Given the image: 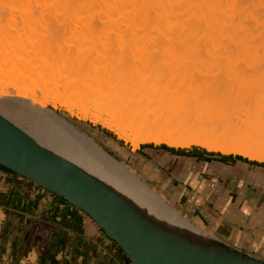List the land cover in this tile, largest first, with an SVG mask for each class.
<instances>
[{"label":"bare ground","instance_id":"bare-ground-1","mask_svg":"<svg viewBox=\"0 0 264 264\" xmlns=\"http://www.w3.org/2000/svg\"><path fill=\"white\" fill-rule=\"evenodd\" d=\"M50 96L133 149L197 146L264 162V0H0V115L153 223L213 247L95 142L43 111Z\"/></svg>","mask_w":264,"mask_h":264},{"label":"crops","instance_id":"crops-1","mask_svg":"<svg viewBox=\"0 0 264 264\" xmlns=\"http://www.w3.org/2000/svg\"><path fill=\"white\" fill-rule=\"evenodd\" d=\"M193 228L264 262V163L89 136ZM0 264H131L87 215L0 167Z\"/></svg>","mask_w":264,"mask_h":264},{"label":"water","instance_id":"water-1","mask_svg":"<svg viewBox=\"0 0 264 264\" xmlns=\"http://www.w3.org/2000/svg\"><path fill=\"white\" fill-rule=\"evenodd\" d=\"M0 167L87 215L131 264H264L205 233L213 239V247L194 243L153 223L115 191L41 146L2 115Z\"/></svg>","mask_w":264,"mask_h":264},{"label":"rangeland","instance_id":"rangeland-1","mask_svg":"<svg viewBox=\"0 0 264 264\" xmlns=\"http://www.w3.org/2000/svg\"><path fill=\"white\" fill-rule=\"evenodd\" d=\"M49 83H51V82H48L47 83L48 87H49ZM55 86L56 85H53L51 87V90L52 91L50 89H48L51 92H55L56 94H58L57 97H56V95H54V96L52 95L53 96L52 99H54L55 97L58 98L60 96V94H63L64 93V90L63 89H61L60 91L56 92L58 89L56 90ZM219 89H223V88H219ZM52 99H51V96H50V100H49L50 102H48V104L45 107H43V111H48V112H50V113H52V114L60 117L66 123H68L70 126H72V127L74 126L73 128L75 130L78 129L77 130L78 132L84 134L89 139H91L89 137L90 135L91 136H93V135L95 136L96 134L102 135L103 133L106 134L107 136L111 137V138L117 139V137L112 132L108 131L107 129H104L101 125H99V124H92L90 121L80 120V119H78L75 116H71L67 111L64 110L65 108L61 107L58 104H57L56 107H53V105H52ZM227 114H234V115H231V116L226 115L227 118H229V117L235 118V109H234V111L228 112ZM230 123L232 125H235V121H232ZM117 141H119L121 143H125V142H123V141H121L119 139H117ZM127 145H129V144H127ZM141 145H143V144H141ZM144 145H154V144H144ZM161 145H164V144H161ZM155 146H160V145H155ZM166 147H168V146H166ZM192 147H197V146H191L190 148H192ZM197 148H200V147H197ZM178 149H188V148H178ZM214 153H216V152H214ZM260 163H264V162H260Z\"/></svg>","mask_w":264,"mask_h":264},{"label":"trees","instance_id":"trees-1","mask_svg":"<svg viewBox=\"0 0 264 264\" xmlns=\"http://www.w3.org/2000/svg\"><path fill=\"white\" fill-rule=\"evenodd\" d=\"M162 147H166L165 145H161Z\"/></svg>","mask_w":264,"mask_h":264}]
</instances>
